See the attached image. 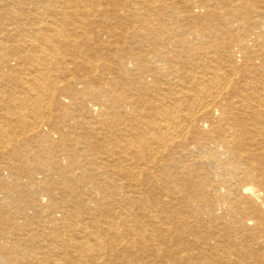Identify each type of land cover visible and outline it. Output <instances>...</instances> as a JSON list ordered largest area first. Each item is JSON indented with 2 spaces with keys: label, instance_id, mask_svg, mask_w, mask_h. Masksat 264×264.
Returning a JSON list of instances; mask_svg holds the SVG:
<instances>
[{
  "label": "bare ground",
  "instance_id": "bare-ground-1",
  "mask_svg": "<svg viewBox=\"0 0 264 264\" xmlns=\"http://www.w3.org/2000/svg\"><path fill=\"white\" fill-rule=\"evenodd\" d=\"M0 264H264V0H0Z\"/></svg>",
  "mask_w": 264,
  "mask_h": 264
}]
</instances>
